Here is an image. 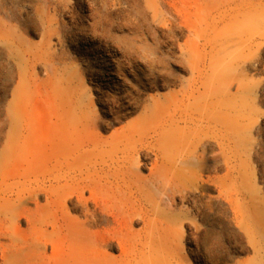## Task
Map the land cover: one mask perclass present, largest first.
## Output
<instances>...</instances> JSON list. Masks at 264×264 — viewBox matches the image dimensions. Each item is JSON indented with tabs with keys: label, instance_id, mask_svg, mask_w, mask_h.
Here are the masks:
<instances>
[{
	"label": "rangeland",
	"instance_id": "obj_1",
	"mask_svg": "<svg viewBox=\"0 0 264 264\" xmlns=\"http://www.w3.org/2000/svg\"><path fill=\"white\" fill-rule=\"evenodd\" d=\"M64 1L0 0V264L54 260L49 201L86 176L132 212L137 242L163 237L182 264H264V39L234 50L191 0ZM56 89L100 146L54 138ZM69 194L72 217L116 230L88 189Z\"/></svg>",
	"mask_w": 264,
	"mask_h": 264
},
{
	"label": "bare ground",
	"instance_id": "obj_2",
	"mask_svg": "<svg viewBox=\"0 0 264 264\" xmlns=\"http://www.w3.org/2000/svg\"><path fill=\"white\" fill-rule=\"evenodd\" d=\"M217 1L219 2L218 4L208 5V2L205 0H191V6L193 9L202 7L209 15H212L213 11H217L216 16L213 18V24L217 27L223 25L228 34L234 36V50H261L262 44L257 42V40L264 39V34L260 33L258 37H255L256 34L253 32V28L255 26L256 29H260L261 26H264V0ZM64 2V0H51V4L59 9L65 8L66 4ZM246 29H249L248 32ZM221 33L222 32H219L218 34ZM51 42L59 44L60 39L55 38L53 41L51 40ZM226 57L229 58L228 60L231 62L236 59V56L232 55H226ZM244 67L240 65L237 70L245 71L246 68L244 69ZM71 104L72 106L76 105L77 108H86L81 100L72 101V98L62 89H56L53 92L51 106L58 119V121L54 123V126L60 131L54 138L58 140L61 145L62 143L70 144L72 141L78 140L81 142V148L90 145L94 147L100 146L103 141L89 134H84L85 130L89 133L90 129H88V123L90 122V118L88 123L86 121L87 124L82 123V126L85 125L84 130H82L80 127L81 123L74 119L78 115L73 116L69 111L71 109ZM220 107L221 106H219V110L222 112ZM82 111L83 113L85 112L84 109ZM83 113L82 117H85V119L88 118V115L84 113L83 116ZM82 119L84 120V118H81V120ZM86 125H88L87 128ZM89 151L90 150L82 151V149H79L75 153L77 154L76 156L80 157L84 155V153L89 154ZM60 152V150L53 149L52 155L61 156L62 153ZM109 175L106 177L109 178ZM62 177L63 176H61V179L63 180ZM65 179L67 178L65 177ZM87 179L90 180V182H88ZM70 180L72 184H69V182L64 184L65 186L62 187L64 189L63 192H60L58 195L53 191L52 193H54L56 197L51 198L49 201V208H52L50 217L53 215V221L51 222L53 235L51 236V241L54 251V260H44L45 262L43 261V264H182L179 259H175V257L172 256L174 253L171 254L170 248L168 249L166 247L167 241H163L166 245L162 242V240H164L163 237L161 238L162 240H158L157 238L152 239L148 244L143 243L141 240L140 242L135 240L137 236L136 232L130 231L131 224L135 223L131 214L132 212H130L129 209L118 206L116 203L117 198L111 192L112 195H103L99 197L98 192L103 186L101 181H99L100 179L91 180L86 176V178L76 177L73 179L70 178ZM71 188L75 189L80 197H83V193L88 189L92 197H95L98 206L102 207L103 203L105 206L104 209L109 208L106 209L108 210L106 214L114 218L113 221L118 225L116 230L92 231L89 228L88 222L80 221L78 218L72 217L71 210L67 205L69 196L71 195L69 194V189ZM52 193L51 195H53ZM115 239H117V247L116 244H114ZM138 245L141 247L139 248ZM145 248L149 249L148 254L143 252ZM103 249H119L120 256L115 258L111 257L107 255Z\"/></svg>",
	"mask_w": 264,
	"mask_h": 264
}]
</instances>
